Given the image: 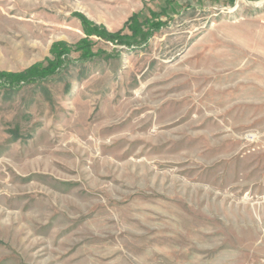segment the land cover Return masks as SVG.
I'll return each mask as SVG.
<instances>
[{"label":"rangeland","instance_id":"rangeland-1","mask_svg":"<svg viewBox=\"0 0 264 264\" xmlns=\"http://www.w3.org/2000/svg\"><path fill=\"white\" fill-rule=\"evenodd\" d=\"M0 264H264V0H0Z\"/></svg>","mask_w":264,"mask_h":264},{"label":"trees","instance_id":"trees-1","mask_svg":"<svg viewBox=\"0 0 264 264\" xmlns=\"http://www.w3.org/2000/svg\"><path fill=\"white\" fill-rule=\"evenodd\" d=\"M10 76V75H9Z\"/></svg>","mask_w":264,"mask_h":264}]
</instances>
